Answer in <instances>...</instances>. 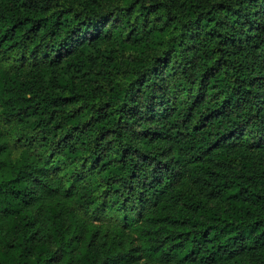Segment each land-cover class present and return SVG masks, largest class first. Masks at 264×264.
Here are the masks:
<instances>
[{
	"label": "trees",
	"instance_id": "1",
	"mask_svg": "<svg viewBox=\"0 0 264 264\" xmlns=\"http://www.w3.org/2000/svg\"><path fill=\"white\" fill-rule=\"evenodd\" d=\"M0 264H264V0H0Z\"/></svg>",
	"mask_w": 264,
	"mask_h": 264
},
{
	"label": "rangeland",
	"instance_id": "2",
	"mask_svg": "<svg viewBox=\"0 0 264 264\" xmlns=\"http://www.w3.org/2000/svg\"><path fill=\"white\" fill-rule=\"evenodd\" d=\"M99 49H100V52L102 53V56L103 57H107L108 56L109 49H111V47H107L106 45H100L99 46ZM90 52L95 55V53L97 51H95L93 49H90Z\"/></svg>",
	"mask_w": 264,
	"mask_h": 264
}]
</instances>
